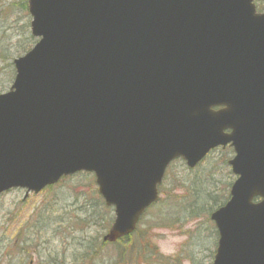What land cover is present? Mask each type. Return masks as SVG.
<instances>
[{
	"label": "water",
	"instance_id": "water-1",
	"mask_svg": "<svg viewBox=\"0 0 264 264\" xmlns=\"http://www.w3.org/2000/svg\"><path fill=\"white\" fill-rule=\"evenodd\" d=\"M29 13L40 40L0 95V195L93 173L115 208L103 241L116 243L159 200L173 161L194 169L231 144L238 179L211 215L214 264H264V14L254 0H29Z\"/></svg>",
	"mask_w": 264,
	"mask_h": 264
},
{
	"label": "rangeland",
	"instance_id": "rangeland-1",
	"mask_svg": "<svg viewBox=\"0 0 264 264\" xmlns=\"http://www.w3.org/2000/svg\"><path fill=\"white\" fill-rule=\"evenodd\" d=\"M24 2L0 0V94L10 90L15 76L13 60L22 55L31 36V18L24 11ZM231 156L230 151L219 149L194 171L180 161L169 169L162 186L163 202L145 216L147 223L141 226L144 234L133 236L136 247L149 257L134 261L127 258L125 264H212L218 236L208 214L228 198L229 185L234 181L227 165ZM197 189L210 194L203 200H208L204 205L198 203V215L192 216L187 206L194 198H188ZM96 190L94 177L86 174L26 199L25 191L19 189L0 196L2 264H124L112 245L103 248L98 258L93 257L108 231L105 213L108 219L114 218L113 210L104 212L97 204ZM47 210L51 213L47 214ZM86 221L93 222L82 232ZM34 225L43 227L36 239L41 250H30L34 244L29 246L27 242L35 233L28 228ZM19 231H23L24 246H28L24 253L15 242Z\"/></svg>",
	"mask_w": 264,
	"mask_h": 264
},
{
	"label": "trees",
	"instance_id": "trees-1",
	"mask_svg": "<svg viewBox=\"0 0 264 264\" xmlns=\"http://www.w3.org/2000/svg\"><path fill=\"white\" fill-rule=\"evenodd\" d=\"M255 3H256V6L258 8V11L259 12H264V0H262V1L261 0H255ZM22 6L24 7V11L26 13H28V1L27 0H25L24 4ZM27 42H28L27 47L23 48V50H21L22 51V55L26 54L36 43V41L31 36L30 37L28 36ZM14 74H15V72H14ZM91 186H93V185L91 184ZM230 186H231V183L229 185V188H230ZM51 190L52 189H50L49 191H51ZM96 192H97V190H96ZM97 194H98V192H97ZM161 194H162V188H161ZM208 194H210V193H207L205 191H204V193H202V191L200 189H197V190L193 191V194L190 195L189 198H188V200H191L192 198H194V202L191 205L187 206V209L189 207H191V209L188 212V214H191L192 216H197L198 215L196 213V210L198 209L197 205H198V203H201V204L204 205L208 200H207V198H206V202L203 201V200L205 199V197ZM228 198H229V195H228ZM228 198L227 199L225 198V200L223 199L218 204H216V207H217L216 209L222 207L228 201ZM171 201H175V200H171ZM161 202H163V201L161 200L160 204H161ZM215 203H217V202L215 201ZM97 204L101 207V209L104 212H107V211L111 212V210H109L108 208L105 207V205L103 204V201H102L100 196H99V199L97 201ZM187 209H186V211H187ZM213 210L209 211L208 216L213 212ZM49 213H51V212L47 210V214H49ZM105 216L107 217V222H106V227H105L106 230H107V229H109L111 227V224L113 223V220L112 219H108V214L107 213H105ZM144 221L145 220L143 219L142 222L140 223L141 226L143 224L147 223V222L144 223ZM92 222L93 221H86L85 223L83 222L84 223V227L82 229V232H85L86 230H88L90 228V224ZM141 226L138 228L137 232L134 235L144 234V229H141ZM42 229H43V227L41 225H39V226H37V225L29 226L28 230L29 231L32 230V232L36 233V234L34 233V235H31V237H29V240L27 239V242H28L29 246H30V244H33L34 241H38V240H36L38 238L37 234H40ZM134 235H132L130 237H127V238H125L123 240H120L116 244L112 245V246H115V248L117 249L118 258L121 261V263L125 264L127 258L132 259L134 261V260H137V258H141V259L144 260V259H147V257H149V254L147 252L141 251V250H139L136 247V241L134 240V237H133ZM22 237H23V231H19L17 233L16 237H15V242H16V240L18 241L17 245L21 246L20 250H21L22 253H24L28 246L27 247L24 246V244L26 243V239L22 238ZM108 245L109 244L104 243L103 241H101L100 244L96 247L97 251L94 253L93 257L98 258L100 253H101V251H102V249L107 247ZM3 261H4V258L2 260H0V264L4 263ZM47 264H58V261L57 262H52V263L48 262Z\"/></svg>",
	"mask_w": 264,
	"mask_h": 264
},
{
	"label": "flooded vegetation",
	"instance_id": "flooded-vegetation-1",
	"mask_svg": "<svg viewBox=\"0 0 264 264\" xmlns=\"http://www.w3.org/2000/svg\"><path fill=\"white\" fill-rule=\"evenodd\" d=\"M226 133H230V131L227 130ZM223 149L229 150V151L232 152V154H235V153H234V149H233L231 146H227V147H225V148H223ZM217 236H218V235H217ZM33 244H34V245H33V247H32L30 250H37L38 247L40 246V242H37V241H34ZM30 245H32V244H30ZM38 250H41V248H39ZM186 259H187V258H186ZM32 264H33V263H32ZM58 264H60V262H59ZM212 264H213V263H212Z\"/></svg>",
	"mask_w": 264,
	"mask_h": 264
}]
</instances>
